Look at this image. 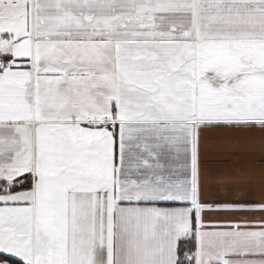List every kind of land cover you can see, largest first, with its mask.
<instances>
[{
	"label": "snow or ice",
	"instance_id": "snow-or-ice-1",
	"mask_svg": "<svg viewBox=\"0 0 264 264\" xmlns=\"http://www.w3.org/2000/svg\"><path fill=\"white\" fill-rule=\"evenodd\" d=\"M264 0H0V264H264Z\"/></svg>",
	"mask_w": 264,
	"mask_h": 264
},
{
	"label": "crops",
	"instance_id": "crops-1",
	"mask_svg": "<svg viewBox=\"0 0 264 264\" xmlns=\"http://www.w3.org/2000/svg\"><path fill=\"white\" fill-rule=\"evenodd\" d=\"M216 144L217 148L211 154L216 163L257 176L264 175V141L259 138L233 139L220 135L216 138Z\"/></svg>",
	"mask_w": 264,
	"mask_h": 264
},
{
	"label": "trees",
	"instance_id": "trees-1",
	"mask_svg": "<svg viewBox=\"0 0 264 264\" xmlns=\"http://www.w3.org/2000/svg\"><path fill=\"white\" fill-rule=\"evenodd\" d=\"M9 260H10V263H11V258H9Z\"/></svg>",
	"mask_w": 264,
	"mask_h": 264
}]
</instances>
